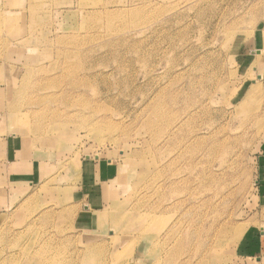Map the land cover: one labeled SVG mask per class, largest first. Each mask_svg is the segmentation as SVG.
I'll use <instances>...</instances> for the list:
<instances>
[{
  "label": "rangeland",
  "instance_id": "1",
  "mask_svg": "<svg viewBox=\"0 0 264 264\" xmlns=\"http://www.w3.org/2000/svg\"><path fill=\"white\" fill-rule=\"evenodd\" d=\"M0 130V264H264V0H0Z\"/></svg>",
  "mask_w": 264,
  "mask_h": 264
},
{
  "label": "crops",
  "instance_id": "2",
  "mask_svg": "<svg viewBox=\"0 0 264 264\" xmlns=\"http://www.w3.org/2000/svg\"><path fill=\"white\" fill-rule=\"evenodd\" d=\"M1 133L0 130V180L3 182V184L0 185V217L4 216L9 209L16 204L11 200V195L6 197V193L9 191L17 192V189L22 190L27 187L32 189L35 185L34 181L38 182L40 178H42L40 173H43L42 166L45 165V162L36 159L34 153H29L24 139H21L15 134L12 136H5ZM88 165L92 166L89 163ZM34 172L39 174V177H35L34 175L33 178L32 173ZM90 208H88L89 211L92 210ZM89 211H87V214ZM95 220L97 221V218ZM261 228L263 229L264 226H261ZM251 235L255 237L253 233H251ZM262 235L264 236V229L261 230L259 234H256L257 239H259L258 236ZM250 248L253 249V246ZM257 263L263 264L262 258L257 257Z\"/></svg>",
  "mask_w": 264,
  "mask_h": 264
},
{
  "label": "bare ground",
  "instance_id": "3",
  "mask_svg": "<svg viewBox=\"0 0 264 264\" xmlns=\"http://www.w3.org/2000/svg\"><path fill=\"white\" fill-rule=\"evenodd\" d=\"M17 108V104H16V107L14 108V109H16ZM19 113V112H18ZM21 116L22 115H18V114H16L15 116H14V121H16V124L17 125H19V127H20V129L22 128H24L23 126H25V124L26 123H23V122H19V119L21 118ZM26 120V119H25ZM23 121V120H22ZM33 121H35V120H33ZM19 122V123H18ZM25 122V121H24ZM36 122V121H35ZM34 124V123H33ZM29 125V124H28ZM51 125V124H50ZM49 125V126H50ZM51 126H53V125H51ZM37 127V126H36ZM46 127V126H45ZM34 128V127H33ZM43 129H44V127H43ZM46 129V128H45ZM31 131V130H30ZM44 131V130H43ZM42 131V132H43ZM54 132V131H53ZM40 134V133H39ZM54 135V134H53ZM53 137V136H52ZM38 139V138H37ZM35 140V139H34ZM91 209V208H90ZM103 218V217H102ZM102 218H101V220H102ZM85 252H86V254H84V257H85V261L86 262H88V261H90L91 260V258H93V257H96L97 255L96 254H94V248H87L86 250H85ZM42 256V255H41ZM38 259V258H37ZM39 260H41V258H39Z\"/></svg>",
  "mask_w": 264,
  "mask_h": 264
}]
</instances>
